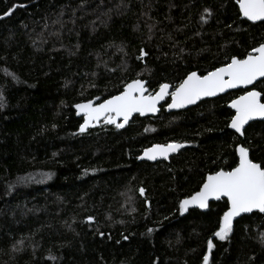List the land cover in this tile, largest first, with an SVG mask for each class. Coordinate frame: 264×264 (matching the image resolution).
I'll use <instances>...</instances> for the list:
<instances>
[{
  "label": "trees",
  "instance_id": "trees-1",
  "mask_svg": "<svg viewBox=\"0 0 264 264\" xmlns=\"http://www.w3.org/2000/svg\"><path fill=\"white\" fill-rule=\"evenodd\" d=\"M261 44L264 22L243 20L238 0H0V264H264V214L221 241L227 201L180 211L238 165L239 145L264 166V122L229 128L243 91L83 133L74 110L136 80L175 90ZM255 89L264 101V81ZM172 143L188 147L139 162Z\"/></svg>",
  "mask_w": 264,
  "mask_h": 264
},
{
  "label": "snow or ice",
  "instance_id": "snow-or-ice-1",
  "mask_svg": "<svg viewBox=\"0 0 264 264\" xmlns=\"http://www.w3.org/2000/svg\"><path fill=\"white\" fill-rule=\"evenodd\" d=\"M240 12L249 21H264V0H238ZM11 15V11L6 13ZM255 54H249L246 59L232 58L231 63L225 67L209 72L206 76H199L192 72L175 91L169 93V85L162 84L160 91L155 95H145L147 89L140 80L128 84L121 95L114 96L105 103L94 107L91 103L78 104L76 108L84 113V124L80 126L83 133L101 116L106 117V123L115 124L117 128H123L133 113L144 115L147 112L158 111L157 104L171 95L169 108H183L194 104L205 96H215L229 88L247 86L259 78L264 77V44L255 48ZM141 55H146L143 51ZM227 77V78H226ZM260 93L250 91L234 100L230 105L236 110L230 127L237 133L244 134V126L249 120L256 117L264 118V103L260 101ZM114 114V115H113ZM123 123H117L119 118ZM184 145L172 143L167 145H155L145 150L141 159L155 160L157 157L168 158L169 153L176 152ZM239 164L231 171H219L210 175L203 188L190 199L180 203V211L183 214L190 205L207 208L210 199L220 200L227 198L230 204L222 218L219 230L214 233L215 237L223 241L232 232L233 219L241 213H251L258 210L264 213V166L253 162L249 158V150L244 147L237 149ZM140 195L145 194L143 188L139 189ZM213 248L212 240L208 241V249ZM209 257H204V264H208Z\"/></svg>",
  "mask_w": 264,
  "mask_h": 264
},
{
  "label": "water",
  "instance_id": "water-1",
  "mask_svg": "<svg viewBox=\"0 0 264 264\" xmlns=\"http://www.w3.org/2000/svg\"><path fill=\"white\" fill-rule=\"evenodd\" d=\"M238 7H239V3H238ZM239 11H240V8H239ZM240 14H241V18H242L243 20L249 22V23L257 24V23H262V22H264V21H255V22H253V21H249L246 17H244V16L242 15L241 12H240ZM250 54H255V53H254V51H252ZM246 58H247V57H246ZM246 58H244V59H246ZM237 59H238V58H237ZM230 63H231V62H230ZM230 63H229V64H230ZM226 66H227V65H226ZM223 67H225V66H223ZM220 68H221V67H220ZM214 71H215V70H214ZM196 73H197V72H196ZM189 75H190V74H189ZM189 75H188V76H189ZM197 75L201 76L199 73H197ZM188 76H187V77H188ZM205 76H206V75H205ZM187 77H186L184 80H186ZM201 77H203V76H201ZM226 78H227V77H226ZM184 80H183V81H184ZM140 81H141V80H140ZM262 81H264V77L257 79V80L254 81L252 84L247 85V86H243V85H241V86H238V87H236V88H229V89L225 90L224 92H219V93H217L215 96H205V97H202L201 99L197 100L196 103L186 105V106L183 107V108H169L168 106L171 104L172 100H171V95H168V96L165 97L164 100H161V101L157 104L158 111H156V112H147V113H145L144 115H140L139 113H133V114L131 115V117L129 118L128 122L125 124L124 127L128 126L129 123H130L135 117H137V116H139V117H141V118H148V117H156V116H158V115L160 114V112H161L162 106H165V108H164V109H165V112L168 113V114H170V113H177V112L185 111V110L191 109V108H193V107H196L197 105H199V104H200L201 102H203V101L217 99V98H219V97H222V96H225V95H227V94H229V93L237 92V91H243L244 94H242V95H246V94H247L248 92H250V91H256V92H259V93L261 94V95H260V101H261V103H264L262 93H261L260 91H258L257 89H255V86H256L258 83L262 82ZM142 82H144V86H145V88L147 89V91L145 92V95H146V96H148V95H155V94H157V93L160 91V89H159L156 93H154V94H150V93H149V90H148V88H147V84H146V82H145V81H142ZM131 83H132V82H131ZM131 83H129V84H131ZM126 86H127V85H126ZM126 86H125V88H126ZM178 87H179V86H178ZM178 87H177V88H178ZM125 88H124V90H125ZM124 90H123V92H124ZM168 91H169V93H171V92H173V91H175V90H173L172 87L169 85V89H168ZM123 92H122V93H123ZM122 93H121V94H122ZM121 94H119V95H121ZM242 95H240V96H242ZM240 96H239V97H240ZM239 97L235 98L234 100L239 99ZM112 98H113V97H112ZM112 98H110V99H112ZM108 100H109V99H108ZM234 100H232V101L230 102V104L228 105V107H229V109H231V110L234 112V116H235V114H236V110L230 106ZM106 101H107V100H106ZM106 101H104V102H102V103H96L95 101H89V102H84V103H80V104H88V103H91L94 107H97V106H99L100 104L105 103ZM167 102H168V103H167ZM74 110H75V112H76L77 117L80 118V119H82V120H83V123H82V124H84V113H83V111H79V112H78L76 106L74 107ZM107 115H109V114H105V115L101 116V118H100L98 121H93L92 124H90V126L86 129V131L89 130V129H95V128L99 127L101 124H105V125H114V126H115V124H108V123H106V117H107ZM113 115H114V114H113ZM255 122H264V118L256 117V118H254V119H252V120H249L248 123L244 126V130H243V131L245 132V130H246V129H247L252 123H255ZM117 123H123V118H122V117L119 118V119L117 120ZM124 127H123V128H124ZM229 128H230V130H231L232 132H234L235 134L239 135L240 137H244V134L241 135V134L237 133V132H236L234 129H232L230 126H229ZM177 144H181V143H177ZM156 145H160V144H156ZM182 145H184V146H183L182 148H180L178 151H176V152H172V153H169L167 159H164L163 157H157V159H155V160H148L147 158H143V159H141L140 157H143V156H144V152H145V150H144L143 153H142V154L140 155V157H139V162H147V163H150V164H155V163H158V162H167V163H169V162H170V159H171L173 156L179 154L183 149H186V148L188 147L187 144H182ZM154 146H155V145H154ZM152 147H153V146H152ZM152 147H150V148H152ZM239 147H244V146H243V145H239V146L237 147V149H238ZM244 148H245V147H244ZM148 149H149V148H148ZM237 149H236V153H237L238 164H239V153H238ZM146 150H147V149H146ZM249 158L251 159L250 151H249ZM251 160H252V159H251ZM237 166H238V165H237ZM222 171H223V170H222ZM215 174H216V173L207 175V177H206L205 182L203 183V185L207 182V178H208V176H210V175H215ZM203 185L201 186L200 190L203 188ZM200 190H199V191H200ZM199 191H197L196 193H194L193 195H191L190 197H188V198H186V199H190L192 196L196 195ZM184 200H185V199H184ZM223 200L227 201V198H226V197H223V198H221L220 200L210 199V200L208 201V207H207V208H200V207H198V206H196V205H190V206L188 207L187 211H190V210H199L200 212L206 213V212H208L209 207H210V205H211L212 203L220 202V201H223ZM227 203H228V202H227ZM229 207H230V204L228 203V209H229ZM187 211H185V212H187ZM227 211H228V210H227ZM253 213H260V212H259L258 210H253V212H251V213H241L240 216H237V217H235V218L233 219V225H234L238 220H240L241 218H243V217H245V216H249V215H251V214H253ZM260 214H264V213H260Z\"/></svg>",
  "mask_w": 264,
  "mask_h": 264
}]
</instances>
